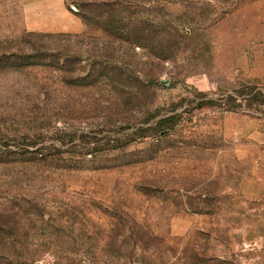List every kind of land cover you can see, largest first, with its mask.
Here are the masks:
<instances>
[{
    "label": "rangeland",
    "instance_id": "374dc122",
    "mask_svg": "<svg viewBox=\"0 0 264 264\" xmlns=\"http://www.w3.org/2000/svg\"><path fill=\"white\" fill-rule=\"evenodd\" d=\"M0 264H264V0H0Z\"/></svg>",
    "mask_w": 264,
    "mask_h": 264
},
{
    "label": "crops",
    "instance_id": "0c3cea01",
    "mask_svg": "<svg viewBox=\"0 0 264 264\" xmlns=\"http://www.w3.org/2000/svg\"><path fill=\"white\" fill-rule=\"evenodd\" d=\"M32 11H33L32 13H38L39 12V9L36 8V9H33ZM47 11H48L47 9L42 10V12H44V13H46Z\"/></svg>",
    "mask_w": 264,
    "mask_h": 264
},
{
    "label": "water",
    "instance_id": "95a60500",
    "mask_svg": "<svg viewBox=\"0 0 264 264\" xmlns=\"http://www.w3.org/2000/svg\"><path fill=\"white\" fill-rule=\"evenodd\" d=\"M75 12V9H72Z\"/></svg>",
    "mask_w": 264,
    "mask_h": 264
}]
</instances>
